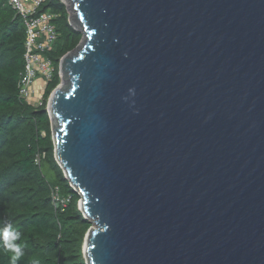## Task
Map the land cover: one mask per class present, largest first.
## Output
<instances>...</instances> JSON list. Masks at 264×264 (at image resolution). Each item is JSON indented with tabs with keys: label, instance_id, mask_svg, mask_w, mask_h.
Here are the masks:
<instances>
[{
	"label": "water",
	"instance_id": "water-1",
	"mask_svg": "<svg viewBox=\"0 0 264 264\" xmlns=\"http://www.w3.org/2000/svg\"><path fill=\"white\" fill-rule=\"evenodd\" d=\"M47 110L86 264H264V0H62Z\"/></svg>",
	"mask_w": 264,
	"mask_h": 264
},
{
	"label": "trees",
	"instance_id": "trees-1",
	"mask_svg": "<svg viewBox=\"0 0 264 264\" xmlns=\"http://www.w3.org/2000/svg\"><path fill=\"white\" fill-rule=\"evenodd\" d=\"M40 10L56 14L58 37L46 55L55 67L42 103L19 95L25 67L26 18L0 0V236L6 226L18 232L24 255L16 264H86L83 247L92 223L79 207L81 195L55 158L49 97L59 85L60 59L81 41L62 0H47ZM41 154V164L36 162ZM59 188V199L53 190ZM0 238V264H12Z\"/></svg>",
	"mask_w": 264,
	"mask_h": 264
},
{
	"label": "built area",
	"instance_id": "built-area-1",
	"mask_svg": "<svg viewBox=\"0 0 264 264\" xmlns=\"http://www.w3.org/2000/svg\"><path fill=\"white\" fill-rule=\"evenodd\" d=\"M17 13L26 18L25 67L19 80V95L30 104L42 103L46 82L53 76L55 67L46 52L52 49L58 37L53 22L56 14L40 10L47 0H7ZM37 154L36 162L41 164ZM54 199H59V188L53 190Z\"/></svg>",
	"mask_w": 264,
	"mask_h": 264
},
{
	"label": "clouds",
	"instance_id": "clouds-1",
	"mask_svg": "<svg viewBox=\"0 0 264 264\" xmlns=\"http://www.w3.org/2000/svg\"><path fill=\"white\" fill-rule=\"evenodd\" d=\"M0 238L3 239L4 247L12 253V264H16V261L24 255L22 247L16 243L20 239V234L13 231L10 226H6Z\"/></svg>",
	"mask_w": 264,
	"mask_h": 264
}]
</instances>
